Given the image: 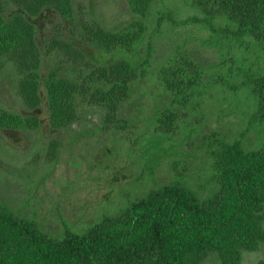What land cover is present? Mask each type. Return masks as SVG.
<instances>
[{"label":"trees","instance_id":"1","mask_svg":"<svg viewBox=\"0 0 264 264\" xmlns=\"http://www.w3.org/2000/svg\"><path fill=\"white\" fill-rule=\"evenodd\" d=\"M13 1L21 12L7 16L0 0V72L8 64L14 67L20 76L19 94L31 113L1 111L0 129L38 128L41 121L35 112L42 104V87L49 123L58 131L78 122L83 102L104 109L108 121L103 123L114 128L122 124L118 111L134 94L143 99L150 93L159 99L165 94L181 109L198 99L202 76L192 62L176 55L167 66L157 68L150 49L138 56L150 36L153 0H126L136 19L116 31L85 30L94 43V56L79 44L53 42L52 48H61L75 63L86 62L89 71L82 69L70 77L55 70L44 79L39 72V21L45 11L73 19V0ZM193 4L208 15L205 22L213 32L217 31L213 20H226L220 38L239 41L248 53L246 62L256 56L255 48L264 49V0ZM168 19L177 24L172 15ZM161 24L158 18L157 30ZM246 84L255 100L253 119L262 142L253 149L243 140L219 137L210 150L214 193L200 194L181 180L164 183L133 195L123 208L87 231L65 229L61 238L48 235L34 219L20 217L0 202V264H205L212 258L217 264H242L245 252H258L264 245V68ZM98 126L90 130L95 132ZM166 141L165 134L156 135L149 147L159 150Z\"/></svg>","mask_w":264,"mask_h":264},{"label":"rangeland","instance_id":"2","mask_svg":"<svg viewBox=\"0 0 264 264\" xmlns=\"http://www.w3.org/2000/svg\"><path fill=\"white\" fill-rule=\"evenodd\" d=\"M3 2L7 16L21 12L13 0ZM153 2L150 36L138 56L150 49L157 68L167 66L176 55L192 62L202 76L196 101L181 109L165 94L161 99L151 93L144 99L134 94L118 111L121 126H105L108 114L104 110L99 113L79 106V124L58 131L49 123L42 87V104L35 112L39 127L0 129V202L20 217L34 219L48 235L61 238L65 229L83 233L123 208L133 195L172 181L181 180L210 195L215 192L210 150L219 137L243 140L253 149L261 145V131L253 119L255 100L246 83L264 68V49L255 48L256 56L246 62L248 53L239 41L220 38L225 19L213 20L217 30L213 32L205 22L210 18L193 0ZM73 3V19L45 11L39 21L43 79L55 70L70 77L82 69L89 71L86 62L75 63L61 48H52L53 42L79 44L83 52L94 56V43L85 30L100 27L112 32L136 19L126 0ZM158 18L162 19L159 30ZM19 77L11 64L0 72V112L28 116L31 112L19 94ZM97 126V131L90 130ZM164 134L168 141L159 150H151V139ZM158 142L151 144L156 147ZM260 263L264 264V245L258 252L244 253L242 264ZM205 264H217V260Z\"/></svg>","mask_w":264,"mask_h":264},{"label":"flooded vegetation","instance_id":"3","mask_svg":"<svg viewBox=\"0 0 264 264\" xmlns=\"http://www.w3.org/2000/svg\"><path fill=\"white\" fill-rule=\"evenodd\" d=\"M81 106L83 107V109L84 110H90V111H93V110H97V112H103V110L104 109H102V108H100L99 106H96V105H94V104H90V103H88V102H83V103H81ZM80 106V107H81ZM105 111V110H104ZM27 112H29V111H27ZM80 115V117H79V120H78V122L75 124V125H77V124H79V122L81 121V119H82V115L81 114H79ZM101 121V122H100ZM99 122H96V123H93L94 125H96L97 123H102V120H100ZM74 125V126H75Z\"/></svg>","mask_w":264,"mask_h":264}]
</instances>
